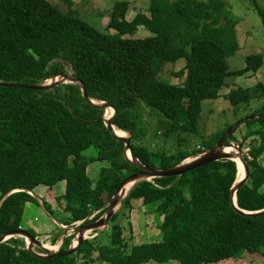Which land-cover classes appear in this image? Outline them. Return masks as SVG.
Here are the masks:
<instances>
[{"label":"trees","instance_id":"obj_1","mask_svg":"<svg viewBox=\"0 0 264 264\" xmlns=\"http://www.w3.org/2000/svg\"><path fill=\"white\" fill-rule=\"evenodd\" d=\"M149 1V15L138 14L132 22L127 18L130 0L117 3L103 34L75 12H62L45 0H0V82L41 85L56 75L80 80L89 98L116 108L114 124L125 131L116 130L122 136L134 134L132 147L141 163L152 170H170L203 151L181 149L188 142L181 137L172 153L152 148L153 142L141 139L146 136L139 130L141 107L158 113L155 137L159 130L166 138L200 135L203 102L219 98L227 79L257 74L264 57L249 55L242 69L230 71L228 58L239 50L240 20L222 0ZM250 1L257 9L255 0ZM140 28L150 36L135 39ZM181 59L186 66L173 75L178 84L159 79L168 63ZM226 97L232 105H248L264 98V86L238 87ZM256 112L262 115L255 120L258 129L239 142L233 137L237 127L223 142L236 141L242 148L251 139L250 179L237 193V206L246 211L264 209V167L259 162L264 154V105ZM104 115V108L84 101L78 84L49 91L0 86V234L23 227L26 206L38 205L30 194L40 187L53 192L65 183L64 194L55 199L56 209L46 203L43 209L63 226L98 213L82 223L86 225L105 214L124 181L142 173L126 159L125 143L108 130ZM226 130L202 137L201 147L212 149ZM90 147L95 156L88 159L83 152ZM89 162L109 164L96 183L86 175ZM237 173L234 162L223 160L181 179L143 182L131 191L108 229L84 240L75 255L40 260L26 250L23 238H13L0 244V264H249L242 263L245 253L264 260V215L244 216L232 205ZM140 202L162 218V238L131 246L123 221ZM73 238L65 239L60 252L69 249Z\"/></svg>","mask_w":264,"mask_h":264},{"label":"rangeland","instance_id":"obj_2","mask_svg":"<svg viewBox=\"0 0 264 264\" xmlns=\"http://www.w3.org/2000/svg\"><path fill=\"white\" fill-rule=\"evenodd\" d=\"M45 1L49 2L53 6L58 7L62 12H75L81 21L85 22L97 31L106 34L108 32L111 12L115 5L123 0ZM222 1L226 5L227 9H229L233 15L240 20V23L237 27L239 50L233 56L228 58L230 71L240 70L245 66V59L247 56L252 54H262L264 57V19L259 15L257 10H261L264 14V0H255L258 6L257 9L250 0ZM130 2L131 8L127 17L128 21H133L138 14H145L147 16L149 15V0H130ZM112 34H115V32H112ZM149 36V32L140 28L138 29V33L134 38H146ZM185 66L186 61L184 59L178 60L175 64L168 63L165 67L164 74L159 79L166 83L178 84L180 80L174 78L173 75L183 70ZM259 84L264 86V64L262 69L255 75L250 74L241 78L237 77L227 79L225 87H223V89L220 91L219 98L214 100H205L203 102V112L200 119V135H171V137L166 138L164 136V130H159L157 136L155 137L154 133H156L158 129V113L155 111V113L152 112L150 108L141 107L139 130L146 134V136H142L141 139H144L146 143L147 141L153 142L152 148L154 149L158 147L163 151L172 153L177 148H179L177 138L181 137L188 141L186 146L181 149L194 151L197 149V147L203 146L202 137H204V139L209 138L226 128H230L236 122L242 121L249 116L260 115L257 114L256 111L264 105V98L252 99L248 105L240 104L239 106H235L232 105L226 97L227 94L235 88H252ZM253 121L254 123L251 125H247L244 122L240 123L233 135L234 139L242 142V136H246L250 134L251 131L258 129L260 126L258 121ZM250 141L251 139H249L242 147L243 150L247 151V153L249 151ZM231 142L238 143L236 141ZM83 156L88 159L93 158L95 156V148H88L83 152ZM106 168H109L108 163L89 162L88 164H85L86 175L93 183H96L97 180L100 179L101 171ZM65 189V183L58 184L53 189V192H49V190L44 187L38 188L35 191V196L39 198V200L42 202V205H40L39 202L38 205L28 204L25 208L22 223V228L26 229L33 235H38L36 237H38L44 243L46 248L49 247V244L53 246L55 245V251L60 246L64 229L59 224H57V222L49 218L43 209V203L52 205L54 209H56L55 199L60 198L64 194ZM262 191L264 192V188ZM61 212V210L58 212L60 218ZM154 213V208H145L143 207L142 202H140L136 204V210L133 212L132 217L124 219L123 224L126 228L125 237L131 246L133 243H151L157 241L158 239L161 240L162 233L158 228V224L162 221V218L154 215ZM72 234L73 233L70 235ZM55 238L58 239L56 243L53 242ZM76 239L77 238L74 235L71 243H76ZM37 249L38 248L35 250L38 252ZM42 255H44V253H42ZM246 257H248L247 253H245L242 258L244 259ZM248 260L250 263L264 264V260H262L258 255L247 259V261ZM247 261L246 263H248ZM169 264L179 263L171 262ZM226 264H232V262H227Z\"/></svg>","mask_w":264,"mask_h":264},{"label":"water","instance_id":"obj_3","mask_svg":"<svg viewBox=\"0 0 264 264\" xmlns=\"http://www.w3.org/2000/svg\"><path fill=\"white\" fill-rule=\"evenodd\" d=\"M61 84H78L80 87L81 96L89 106L95 107V108H104L105 115H104V119H102L103 123L106 124L108 130L118 140L125 143L126 159L131 165H133L134 167L138 169H141L142 173L133 175L123 182L116 196L113 198L112 202L109 203L104 208L106 210L105 214L102 217L95 220L94 222H91L86 225H82V223L85 220L92 219L98 213L92 215L90 218H86L82 221L70 224L68 226H63L59 224L64 229V232L62 235L60 246L58 247L56 251L46 248L44 243L38 237L34 236L32 233H30L24 228H18L14 231L5 232V233L0 234V244L7 242L13 238H24L26 241V250L30 252L31 255H33L34 257L40 260L52 259L54 257H59V258L71 257L75 255V253L78 251L79 247L81 246L84 240L90 239L93 237L90 234H93L95 232L100 233L101 231L109 227L111 219H113L116 216V214L121 210L123 202L128 198L131 191L137 185L143 182H151L156 179H170V178L181 179L186 174L195 172L199 169H202L214 163L223 162V160H230V162H234L238 170L236 182L231 189V201H232L233 208H235V210L241 215L248 216V217H259V216L264 215V209L259 210V211H246V210L238 208L237 206V193L240 191L242 187H244L248 183L250 179V169L247 163V158H250V154L249 152L247 153V151L243 150V148L240 147L239 143H233L231 141H228L227 144L223 145V142L226 139H229V137L233 134V132L236 130V128L240 125L242 121H238L234 125H232L230 128H228L225 131V133L221 136V138L216 142L215 146L212 149L205 150L203 153H201L199 156L195 158H189L185 160V162H183L182 164H180L179 166L173 169L152 170L146 167L145 165H143L139 157L136 155L132 147V138L134 134L132 132L126 131L129 135L122 136L116 130V128H119L114 124L116 108L107 101L89 98L86 94L85 86L80 80L72 76L56 75L41 85H27V84L0 82V86H3V87L25 88V89L37 90V91H49ZM108 110L112 113V116L110 118H107L106 116ZM261 117L262 115H252V116L245 118L244 120L253 121ZM119 129L123 130L121 128ZM231 145H234V147L236 148L235 152L225 150L226 147H229ZM237 156L240 158L241 163L243 164V172H244L243 179H239L240 169H239L238 163L236 162V160H234V157H237ZM30 195L33 198H35L40 203V205H42V202L39 200V198H37L33 194H30ZM9 196L5 197L4 201L7 200ZM71 233L75 235V237L77 238L76 239L77 242L71 244L67 251L60 252V249L63 243L65 242V239ZM36 248L45 252V255H42V253L37 252L35 250Z\"/></svg>","mask_w":264,"mask_h":264},{"label":"bare ground","instance_id":"obj_4","mask_svg":"<svg viewBox=\"0 0 264 264\" xmlns=\"http://www.w3.org/2000/svg\"><path fill=\"white\" fill-rule=\"evenodd\" d=\"M110 117L112 115H109ZM127 135H129L128 133H126ZM226 151H232V152H235L236 151V148L234 147V145H231L229 147H226L225 148ZM234 160H236V162L238 163V166H239V169H240V173H239V179H243L244 178V172H243V164L241 163V160L240 158L237 156V157H234ZM55 246V245H54ZM53 245H50L49 244V247L48 249L50 250H55L56 247H54Z\"/></svg>","mask_w":264,"mask_h":264},{"label":"crops","instance_id":"obj_5","mask_svg":"<svg viewBox=\"0 0 264 264\" xmlns=\"http://www.w3.org/2000/svg\"><path fill=\"white\" fill-rule=\"evenodd\" d=\"M132 22V21H131ZM256 138H258V137H256ZM259 162L262 164V165H264V154H263V156L259 159ZM264 167V166H263ZM143 205V204H142ZM144 207V206H143ZM254 256H257V255H253V256H250V255H248V257H246V258H244L243 259V261H242V263H246V261H247V259H249V258H251V257H254ZM259 256V255H258ZM227 262H232V264H235V262L234 261H227ZM227 262H225V264L227 263ZM249 264H254V263H250L249 262V260L247 261Z\"/></svg>","mask_w":264,"mask_h":264},{"label":"built area","instance_id":"obj_6","mask_svg":"<svg viewBox=\"0 0 264 264\" xmlns=\"http://www.w3.org/2000/svg\"><path fill=\"white\" fill-rule=\"evenodd\" d=\"M198 149L201 150V151H203V152L205 151V148H203V147H201V146H199ZM199 155H200V154H199Z\"/></svg>","mask_w":264,"mask_h":264}]
</instances>
